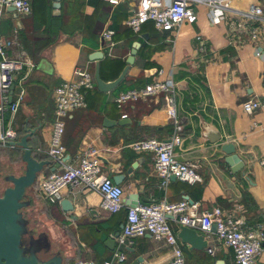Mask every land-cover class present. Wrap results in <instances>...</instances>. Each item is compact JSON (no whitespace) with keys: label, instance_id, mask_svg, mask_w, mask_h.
Masks as SVG:
<instances>
[{"label":"crops","instance_id":"obj_1","mask_svg":"<svg viewBox=\"0 0 264 264\" xmlns=\"http://www.w3.org/2000/svg\"><path fill=\"white\" fill-rule=\"evenodd\" d=\"M247 1L253 2L235 0L232 6L241 10ZM30 2L29 16H20L13 8L4 11L1 34L10 57L25 56L36 65L27 78H23L24 74L17 75L14 91L18 93L23 87L26 97L13 126L16 131L27 124L37 129L29 144L39 160L51 162L39 174L37 188L43 178L60 172L58 164L47 155L56 110V87L72 79L78 66L88 68L95 77L97 61L90 60L95 52L104 54L98 61L102 79L115 80L125 68L133 44L140 42L135 63L125 80L108 93L95 85L86 94L87 107L66 120L64 144L71 161L77 162L90 148L97 149L99 156L112 166L103 163V171L113 181L118 174L125 176L118 185L125 192L127 207L134 206L133 197L144 199L139 204L186 200L196 205L199 213L219 207L243 216L251 229L264 231V169L260 164L264 157V111L249 115L242 106L251 99L264 101V24L252 25L259 30V38L254 40L249 32H230V23L242 20L238 14L230 12L231 18L213 24L208 8L200 6L195 24L184 23L175 31H159L153 23H147L136 34L127 25L137 7L134 0L115 7L105 0H60L57 15L53 7L55 0ZM106 29L115 31L113 46L101 36ZM198 36L206 40V56L197 52ZM161 69L165 78L176 84L178 92L177 124L182 126L183 141L175 154L180 162L196 169L201 177L196 184L171 179L164 188L155 170V154L138 152L132 147L151 138L169 140L174 134L176 123L164 95L130 102L123 108L116 103L121 92L144 87L158 78ZM104 119L113 121L114 125L104 127ZM121 120H125L124 125L116 123ZM211 131L219 132L221 141L212 142L208 136ZM230 142L235 144L238 156L245 163L246 176L253 184L242 172L233 174L224 162L226 155L221 145ZM64 198L75 205L72 215L77 220L45 200L65 225L60 243L64 264L78 261L104 264L113 260L118 250L126 256L122 264L171 262V246L150 235L137 238L124 248L119 246L117 238L113 249L107 246V241L122 231L127 209L111 214L101 208L100 193L83 188H64ZM168 223L178 236L177 223L172 218ZM207 240L208 247L198 250L179 239L186 264H237L233 251L218 239L216 231ZM210 247L215 248L213 255L208 253ZM257 262L264 264V251Z\"/></svg>","mask_w":264,"mask_h":264},{"label":"built area","instance_id":"obj_2","mask_svg":"<svg viewBox=\"0 0 264 264\" xmlns=\"http://www.w3.org/2000/svg\"><path fill=\"white\" fill-rule=\"evenodd\" d=\"M111 6H118L126 0H105ZM137 7L128 19L127 25L138 34L147 23H153L159 31H175L184 23L195 24L198 21V7L208 8V17L213 24L231 18L228 13L241 16L238 23H230V32L246 31L252 39L259 38L258 28L252 25L256 22L264 24V4L261 1L250 2L241 10L233 8L235 0H134ZM7 8H15L23 17L32 13L30 0H0V147L8 148L9 143L18 139V131L13 124L25 101L26 92L15 93L17 75L30 76L36 65L28 57L12 58L7 52L6 42L1 34L3 14ZM115 31L106 29L102 32L103 40L113 46ZM197 52L206 56L208 47L202 36L197 37ZM158 78L142 88H134L121 92L116 98L119 108L130 102L146 100L150 97L164 95L171 118L175 121L174 134L169 140L155 138L136 142L132 145L138 152H151L156 156L155 170L162 179V186L166 188L171 177L188 184H196L201 177L196 169L188 163L180 162L175 149L182 144V126L177 124V87L171 78H165L164 70L158 71ZM21 80V86H22ZM95 77L86 67L78 66L74 77L64 80L55 89L56 110L53 121L47 155L60 167V172L52 173L43 178L39 184L40 194L53 205L63 199V190L66 187L83 188L101 194V208L111 214H118L127 209L124 227L117 237L121 248L126 247L137 238L150 235L156 240H164L172 248V260L169 264H186L179 238L170 227L168 220L172 218L180 227L185 226L209 236L216 226L218 239L230 248L237 264H258V257L264 251L263 229H251L243 216L216 207L205 213L197 212V206L186 200L172 203L167 200L151 204H139L127 207L124 200L123 188L116 184L104 171L99 152L90 148L77 162L71 161L64 144L66 120L76 111L87 107V92L95 88ZM245 113L251 115L257 111H264V101L251 99L243 103ZM10 113V120L6 124L4 115ZM127 116H123L126 118ZM69 156V158H68ZM68 158V159H67ZM260 164L264 169V157ZM213 255L215 248H208ZM125 253L116 251L113 260L104 264H122ZM76 264H97L93 261H78Z\"/></svg>","mask_w":264,"mask_h":264},{"label":"water","instance_id":"obj_3","mask_svg":"<svg viewBox=\"0 0 264 264\" xmlns=\"http://www.w3.org/2000/svg\"><path fill=\"white\" fill-rule=\"evenodd\" d=\"M250 2L251 1H247L248 4H250ZM253 2H256V0H253ZM53 7L57 15L61 8L60 0H55ZM13 10H15V8H13ZM140 47V42H135L133 44L130 56L126 60L125 68L119 77L113 81H105L101 77V68L98 61L104 58V54L102 52H95L90 56L91 61H97L95 82L101 92H111L125 80L130 67L135 63ZM12 90H14V87ZM116 123L124 125L125 120ZM103 124L104 127H111L114 125V122L104 119ZM36 131L37 129H31L27 124L24 127V134L16 141L9 143V148L20 150V159L25 164V172L20 176L12 174L6 176L5 179L11 183V186L7 187L4 192L0 194V264H64V257L61 253H57L48 259L40 258L41 253H48L51 250V242L46 237L37 239L32 234V236L30 235V243L28 245L30 249L28 250L24 245L25 236L29 233L27 221L22 214V210L30 204V202L25 201L26 192L37 183L38 176L43 172L45 166L51 163L48 160H39L29 144L30 138ZM209 135L212 142L217 143L221 141L219 132L211 131L208 136ZM221 151L226 155L224 162L230 167L231 172L233 174L242 172L249 183L253 184L250 177L246 176V172L244 171L245 163L238 156L235 144L231 142L223 143L221 145ZM100 159L105 165H109V167L112 168L106 159L102 157H100ZM135 166L136 164H134L128 172H132ZM124 178L125 176L123 174H118L114 176L113 179L116 184H120ZM171 179L176 180V177L172 176ZM133 199L136 201L134 206L139 205L140 201H144L143 198L139 200V198L133 197ZM56 208L64 215H72L75 211V205L67 198L62 199L60 203L57 204ZM93 213L94 211L92 214ZM77 218L76 216H71L73 220H77ZM213 230L216 231V226L213 227ZM118 236L119 233L115 234L107 241V246L110 249L114 248L113 246L116 244L115 239ZM178 238L191 249L204 250L208 247L207 235L195 229L185 226L180 227ZM218 264L224 263L220 262Z\"/></svg>","mask_w":264,"mask_h":264},{"label":"rangeland","instance_id":"obj_4","mask_svg":"<svg viewBox=\"0 0 264 264\" xmlns=\"http://www.w3.org/2000/svg\"><path fill=\"white\" fill-rule=\"evenodd\" d=\"M264 4V0H259ZM21 155L15 157L8 149L0 148V194L7 187L11 186L5 178L8 175L20 176L25 172V164L20 159ZM40 195L37 184L29 188L26 192L25 201L30 204L22 210L24 219L27 221L29 233L25 236L24 245L29 250L30 235L35 238L46 237L51 242V250L48 253H41L40 258L48 259L49 257L63 253L61 249V239L65 225L61 221L51 206ZM60 238V239H59Z\"/></svg>","mask_w":264,"mask_h":264},{"label":"trees","instance_id":"obj_5","mask_svg":"<svg viewBox=\"0 0 264 264\" xmlns=\"http://www.w3.org/2000/svg\"><path fill=\"white\" fill-rule=\"evenodd\" d=\"M4 120H5L6 124L9 122V120H10V113H6L4 115ZM23 134H24V126H21V128H19V130H18V138L20 136H22ZM11 152H12V154L14 156V161H15V157H18V156L21 155L20 150H17V149H13ZM245 196H247V194ZM248 200H249V195H248ZM51 205H53V204H51ZM55 207H57V205ZM259 222L260 221H258L257 223H259Z\"/></svg>","mask_w":264,"mask_h":264}]
</instances>
